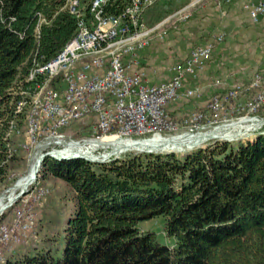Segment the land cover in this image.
Segmentation results:
<instances>
[{
	"label": "trees",
	"instance_id": "1",
	"mask_svg": "<svg viewBox=\"0 0 264 264\" xmlns=\"http://www.w3.org/2000/svg\"><path fill=\"white\" fill-rule=\"evenodd\" d=\"M63 4L0 0V187L23 160L24 136L8 132L11 122L25 125L18 104L41 82L28 76L77 32ZM42 174L66 183L73 206L62 229L4 264H264V134L183 155L129 152L106 164L46 157ZM158 216L173 248L139 228Z\"/></svg>",
	"mask_w": 264,
	"mask_h": 264
},
{
	"label": "built area",
	"instance_id": "2",
	"mask_svg": "<svg viewBox=\"0 0 264 264\" xmlns=\"http://www.w3.org/2000/svg\"><path fill=\"white\" fill-rule=\"evenodd\" d=\"M160 1L64 0L61 10L76 19L77 32L53 59L30 72L29 81L40 77L41 82L28 101L18 104V113L25 109L24 130L11 122L8 137L23 135L27 139L19 145L23 151L41 146L40 140L45 138L42 156L68 161L77 146L89 142L145 140L177 130L179 124L171 115V107L204 96L205 88L197 82L203 79L208 62L225 45L228 35L223 30L210 33L205 43L192 48L184 59L164 66L159 82H152L141 53L156 39L165 40L169 26L177 19L187 20L190 12L205 0H189L179 11L148 26L145 12ZM236 1L220 0V4L232 5ZM116 3H121V9L111 13L109 7ZM242 9L252 24H264V0H242ZM151 69L153 74L160 71L157 67ZM209 86L225 89L210 98V111L229 106L232 111L236 108L237 112L247 110L254 115L243 118L259 121L257 116H264V72H254L247 85L225 87L224 81L217 78ZM248 92V100L241 101ZM183 119L184 124L200 129L204 128L206 115L194 111ZM84 120L91 122L92 137L75 141L67 130ZM103 148L106 147L99 145L92 153L104 154ZM55 152L61 157L53 155ZM99 161L104 164L112 160ZM22 231L20 222L4 223L0 227V248L18 242ZM3 262L0 249V264Z\"/></svg>",
	"mask_w": 264,
	"mask_h": 264
},
{
	"label": "rangeland",
	"instance_id": "3",
	"mask_svg": "<svg viewBox=\"0 0 264 264\" xmlns=\"http://www.w3.org/2000/svg\"><path fill=\"white\" fill-rule=\"evenodd\" d=\"M165 1L168 0H163L155 7L146 10L145 21L148 26H155L169 15L179 11L186 4L181 0ZM220 3V0H205L190 12L187 20L177 19L173 25L169 26V34L165 40L156 39L150 47L141 53L142 57L144 53L148 54V66L146 67L150 65L151 67H157L160 70L157 75L162 76L164 66L184 59L192 48L205 43L211 31L223 30L228 35L225 45L220 47L211 59V61L223 62V67L217 68V73L212 71V66L209 67L206 74L203 75V79L197 82L199 86L205 88L204 96L175 103L171 107L173 112L171 115L179 124L177 130L163 133V136H153L156 138L150 136L147 139L169 138L175 135L197 133L199 131L205 132L221 125L230 124L243 117H254L247 110L237 112L235 108L232 111L229 106H224L215 112L210 111L207 107L208 101L215 93L225 91L223 88L209 86L214 79H222L225 87L238 83L247 85L254 72H264V24L254 25L245 15L242 14V16L234 8L225 7ZM249 97L250 93L248 92L241 96V101L246 102ZM194 111H200L206 115V119L202 123L204 128L196 129L192 125L184 124V116ZM257 118L259 121H264L263 115H259ZM24 128L25 125L21 127V130L23 131ZM91 128L90 120H84L71 125L67 130V134L73 140L83 142L92 137ZM260 134H264V124L255 131L239 136V139L211 138L198 147H207L210 143L215 142H253ZM26 140L24 137L23 142H26ZM46 141L45 138H42L40 140L41 146L25 149L22 153L23 160L14 163V168L10 172V183L6 187H0V200L2 199L3 203H5L4 210L0 216V227L4 223L13 224L20 222V227L23 230V233L20 232L21 236L18 242L11 247L1 246V256L5 261L15 251H28L42 245L47 237L53 236L55 231L62 229L73 206L71 201L72 192L66 183L43 174L41 176V170L36 181L29 186L27 193L19 196L22 189H17L13 194V190L20 179L29 173L35 155L38 152L40 155L44 152ZM89 145L87 143L83 147L87 149ZM190 149L192 148L183 147L182 150H162L164 151L162 154L175 153L183 155L197 148L193 147L192 150ZM111 151H113V148L108 146L103 148L101 152L112 153ZM125 152L141 151L129 149L124 151V153H119L118 156L120 154L119 157L123 156L126 154ZM116 156L111 155L110 159L113 161ZM10 194H13V201L9 204L8 197ZM18 196L19 198L17 199ZM6 205L8 206L6 207ZM19 216L21 217L20 219L18 218ZM165 224V217L158 216L140 222L139 228L143 232L155 233L162 244L173 248L175 246V238L165 233ZM1 264H4V262Z\"/></svg>",
	"mask_w": 264,
	"mask_h": 264
},
{
	"label": "bare ground",
	"instance_id": "4",
	"mask_svg": "<svg viewBox=\"0 0 264 264\" xmlns=\"http://www.w3.org/2000/svg\"><path fill=\"white\" fill-rule=\"evenodd\" d=\"M259 120V119H258ZM264 121H256L255 119L250 118H241L237 121H234L230 124L221 125L211 130L205 132H197V133H184L180 135H175L169 138H161V139H152L148 138L145 140H116L110 142H89V147L86 149L83 146H77V150L72 153L74 155H82L84 157L90 158L92 160H102L108 161L111 158V155H118L119 153L133 149V150H152V151H162V150H171V149H181L183 147L193 148L198 147L199 145L203 144L205 141L211 138H221L232 140L238 138L243 134H247L248 132L255 131L259 128ZM154 136H160L159 134ZM156 138V137H153ZM239 139V138H238ZM241 139V138H240ZM104 146V147H112V153L106 152L101 155H95L92 153V150L97 146ZM42 154L38 152L33 159V163L31 165L29 173L20 179L13 190V194L15 190H27L31 184H33L38 176V172L40 170L42 164ZM53 155H58L61 157L59 153H53ZM68 155V154H67ZM109 157V158H108ZM21 191V192H22ZM13 194H10L8 197L9 204L13 201ZM19 196L17 197V199ZM12 205V204H11ZM8 205H6L7 207ZM5 203L3 200H0V216L2 211L4 210Z\"/></svg>",
	"mask_w": 264,
	"mask_h": 264
},
{
	"label": "crops",
	"instance_id": "5",
	"mask_svg": "<svg viewBox=\"0 0 264 264\" xmlns=\"http://www.w3.org/2000/svg\"><path fill=\"white\" fill-rule=\"evenodd\" d=\"M163 1V0H162ZM181 1H183L184 3H187L189 0H181ZM161 2V1H160ZM160 2H158L157 4H159ZM165 2H169V0L168 1H165ZM157 4H155L153 7H155ZM213 4H215V3H213ZM216 5V4H215ZM225 7H232V8H234L235 9V11L237 10V13H239L240 12V14L242 15H245L246 17H248V15H247V13L242 9V0H237L236 2H234L232 5H224ZM152 7V8H153ZM242 15V16H243ZM249 18V17H248ZM217 31H219V30H217ZM216 32V31H215ZM210 33H212V31L210 32ZM210 35V34H209ZM217 51H218V49H217ZM216 51V52H217ZM215 52V53H216ZM148 54L146 55V53H144L143 54V57H142V62H143V64L144 65H146V66H148L147 64H148ZM223 65V62H221V61H218V62H216V61H209L208 62V68L209 67H211L212 66V71L214 72H216L217 73V71H216V69L218 68H221V66ZM223 67V66H222ZM152 67H151V65L149 66V67H147V70H148V73H149V76H150V79H151V81L152 82H159L161 79H160V75H157V74H153L152 73V69H151ZM211 71V72H212ZM214 72V73H215Z\"/></svg>",
	"mask_w": 264,
	"mask_h": 264
},
{
	"label": "water",
	"instance_id": "6",
	"mask_svg": "<svg viewBox=\"0 0 264 264\" xmlns=\"http://www.w3.org/2000/svg\"><path fill=\"white\" fill-rule=\"evenodd\" d=\"M227 140V139H226ZM196 148H200V147H196ZM193 149V148H192ZM192 149H190V150H192ZM139 151H141V152H149V153H153V152H157V153H162V152H164V151H152V150H139ZM166 152V151H165ZM47 157V155H44V156H42V162L44 161V159ZM118 158V156H116L114 159H117ZM74 159H84V160H87V161H90V162H93V163H103V162H100V161H94V160H91V159H89V158H87V157H84V156H76V155H74V156H70L69 158H68V160H74ZM26 192V190H23L20 194H19V196H21V195H23L24 193Z\"/></svg>",
	"mask_w": 264,
	"mask_h": 264
}]
</instances>
